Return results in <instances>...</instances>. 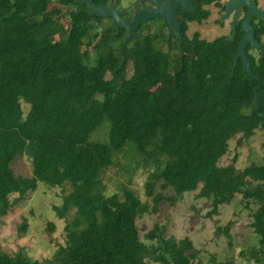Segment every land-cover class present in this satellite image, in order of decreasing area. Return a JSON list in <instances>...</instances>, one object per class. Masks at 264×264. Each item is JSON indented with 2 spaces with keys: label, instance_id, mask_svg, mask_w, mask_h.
<instances>
[{
  "label": "trees",
  "instance_id": "1",
  "mask_svg": "<svg viewBox=\"0 0 264 264\" xmlns=\"http://www.w3.org/2000/svg\"><path fill=\"white\" fill-rule=\"evenodd\" d=\"M212 1L193 0V15L181 11L184 37L188 22L210 15L203 6ZM99 2L106 3L93 0ZM55 4L0 0V224L12 204L39 182L51 187L68 183L61 205L54 206L60 218L74 209V227L67 226L66 244L55 254L61 264H147L148 259L194 264L199 250L189 237L164 235V227L156 224L143 239L137 221L146 212H158L161 201L173 205L197 190L195 197L210 201L208 216L239 194L264 246V156L243 169L235 166L238 152L230 163L219 164L238 132L240 146L250 138L252 123L264 121L251 114L257 81L243 73L241 59L230 72L243 34L240 22L232 41L226 39L231 29L211 41L195 31L190 44H175L171 55L147 34L134 38L124 66L113 75L126 30H101L109 18L90 16L75 1ZM259 22L253 24L256 39L264 34ZM246 55L264 81V53L255 56L248 46ZM258 95L264 115V85ZM21 101L29 105L26 113ZM105 120L108 141L91 140ZM122 153L135 162L134 170H149L144 186L151 205L129 187L122 195L100 191L103 171ZM23 154L32 163L30 177L16 175L11 166ZM13 193L18 198L11 201ZM48 226L53 229L52 223ZM0 264L38 263L21 252L10 256L0 251Z\"/></svg>",
  "mask_w": 264,
  "mask_h": 264
},
{
  "label": "rangeland",
  "instance_id": "2",
  "mask_svg": "<svg viewBox=\"0 0 264 264\" xmlns=\"http://www.w3.org/2000/svg\"><path fill=\"white\" fill-rule=\"evenodd\" d=\"M105 1V4L115 6L123 13L125 12L126 16L132 15L138 5L136 0ZM253 1L264 9V0ZM52 3V6H55L56 0H52ZM217 6L206 5L205 7L210 9V15L201 22H189L187 30L189 36L197 31L200 33V38L211 41L217 36L229 34V19L220 21L223 5L218 3ZM67 9L68 6L63 7L64 11ZM66 20L67 16L61 18L62 23H65ZM259 21V19L254 18L252 24L260 26ZM103 23L106 25L109 21L104 20ZM160 25V19H149L142 23L140 31L144 34L148 31V27L158 28ZM257 40L261 44L264 43L263 36ZM91 48L90 46L89 49L92 51ZM251 53L258 56V51L251 50ZM131 72L132 64L128 63L127 75H130ZM21 106L23 112L26 113L29 105L21 101ZM108 132L109 122L105 120L91 134V140L107 142ZM249 132L251 133L250 138L243 141L240 146H237L235 141L242 131L229 141L228 151L220 158V165L230 163L236 152L239 153L235 163L238 169H243L251 162H262L264 156V121L256 119ZM11 166L16 175L25 177L32 175V163L26 154L17 157ZM134 167L135 162L130 159L128 154H116L113 164L106 168L101 175L100 191L104 195H110L114 192L122 195L123 189L129 187L135 190L142 201L151 205V198L146 196L144 186L149 177V170L144 167L134 170ZM69 189L68 183L62 187H51L39 182L34 191L28 192L25 197L14 202L7 214L1 217L0 251L10 256L21 252L27 259L36 261L38 264H61L56 259L55 254L59 246L66 244L67 226L74 227L72 224L74 209L69 210L64 217L60 218L54 210V206L61 205L63 195ZM170 192L172 193L171 190ZM196 193L197 190L185 193L173 205H170L168 201H161L158 212L144 213L137 221L140 237L143 238L148 230L159 224L164 227V235L173 234L176 238L187 236L192 240L194 246L199 250L198 258L194 264H197V261L200 264H213V262L227 260H232L234 264H264V257L262 256L263 259L260 258L264 246L258 242V236L252 230L250 210L244 207L241 196L235 194L229 204L220 205L216 213L208 216L206 212L211 208L210 201L195 197ZM17 198L18 194L16 193L10 195L11 201ZM23 223H26V228L21 227ZM48 223L53 224L52 230ZM225 227H228L227 231ZM145 241L149 242L148 240ZM150 242L155 243V240ZM147 264L159 263L148 259Z\"/></svg>",
  "mask_w": 264,
  "mask_h": 264
},
{
  "label": "water",
  "instance_id": "3",
  "mask_svg": "<svg viewBox=\"0 0 264 264\" xmlns=\"http://www.w3.org/2000/svg\"><path fill=\"white\" fill-rule=\"evenodd\" d=\"M68 1H75L81 5H85V10L90 16L109 18L111 22L102 27L101 30H126L127 34L119 48V52L122 56L121 61L118 67L112 72L113 75H115L116 71L120 70L126 62V53L130 50L128 48L129 42L134 38L144 36L136 32L139 25L145 23L149 19H163L164 25L168 27V35L172 38H177L179 41L178 44L181 46L185 39L181 32L182 23L179 20L177 10L181 9L185 13H189L191 15L195 14L194 8L191 6L192 0H147L153 4L154 7H147L143 0H136L139 7L134 11L131 19L123 17L122 11L117 9L115 6L107 5L104 2L94 4L93 0ZM222 5L224 10L220 13V21L222 22L225 19H229L228 25L231 28V33L226 39L228 41L234 40L239 20V30L243 33L232 57V65L230 66L231 75L233 74V70L238 60L241 59L243 73L248 74L257 81V85L253 88V96L256 105L251 114L259 115L264 118V115L261 114L262 104L258 95V90L264 85V81L261 80L258 75L253 73L250 60L246 55V48L248 46L251 50L264 53V46L256 39V30L252 24L253 18L259 19L264 23V9L258 6L253 0H224ZM244 8L247 9V11L242 18V9Z\"/></svg>",
  "mask_w": 264,
  "mask_h": 264
},
{
  "label": "flooded vegetation",
  "instance_id": "4",
  "mask_svg": "<svg viewBox=\"0 0 264 264\" xmlns=\"http://www.w3.org/2000/svg\"><path fill=\"white\" fill-rule=\"evenodd\" d=\"M144 2H145V4H146V6L147 7H154V5L153 4H151L149 1H147V0H143ZM165 1V0H164ZM223 2V1H222ZM222 2L221 1H217V0H213L212 2H210L209 4H205L203 7L205 8V9H209V8H206L205 6L206 5H212L213 7H218L217 6V3H220V4H222ZM192 3H193V0H192ZM191 6H193V4L191 5ZM139 6H137L135 9H134V11L138 8ZM223 10H224V8H223ZM223 10H222V12H223ZM121 11V10H120ZM134 11H133V13H134ZM181 9H178L177 10V12H178V17H179V20L181 19V18H183V16H182V14H181ZM209 11H210V9H209ZM246 11H247V9H242V13H243V16H242V18L244 17V15H245V13H246ZM123 13V12H122ZM133 13H132V15H133ZM132 15L131 16H124V13H123V17H126V18H129V19H131V17H132ZM254 19V18H253ZM161 20V25L160 26H158V28H153V27H148V31L146 32V33H144V34H142V31H140V27H141V25H139L138 26V28H137V30H136V32L137 33H139V34H142V35H145V34H147V35H149L152 39H153V41H154V43H155V46L156 47H158L160 50H162L163 52H165V53H168L169 55H171V54H173V52L175 51V44H178L179 43V41H178V39L177 38H172V37H170L169 35H168V27L167 26H165L164 25V23H163V19H160ZM253 21V20H252ZM111 22V20L109 19V23ZM240 22V20L238 21V23ZM109 23H107L106 25H108ZM237 23V24H238ZM188 24H189V22L187 23V26H188ZM105 25V26H106ZM104 27V26H103ZM231 29V28H230ZM187 30H188V28H187ZM187 30L185 31V37H184V41L182 42V44L183 43H186V44H190V42H189V40L191 39V37H192V35L191 36H189L188 35V33H187ZM195 32V31H194ZM193 32V33H194ZM192 33V34H193ZM183 35V34H182ZM178 46H179V44H178ZM179 47H182V45L181 46H179ZM251 50V49H250Z\"/></svg>",
  "mask_w": 264,
  "mask_h": 264
},
{
  "label": "crops",
  "instance_id": "5",
  "mask_svg": "<svg viewBox=\"0 0 264 264\" xmlns=\"http://www.w3.org/2000/svg\"><path fill=\"white\" fill-rule=\"evenodd\" d=\"M262 36L264 37V34Z\"/></svg>",
  "mask_w": 264,
  "mask_h": 264
}]
</instances>
